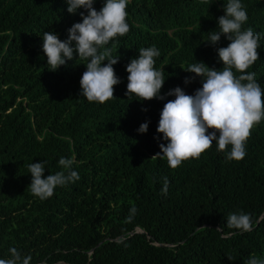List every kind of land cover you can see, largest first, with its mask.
Segmentation results:
<instances>
[{"label":"trees","instance_id":"1","mask_svg":"<svg viewBox=\"0 0 264 264\" xmlns=\"http://www.w3.org/2000/svg\"><path fill=\"white\" fill-rule=\"evenodd\" d=\"M227 2L129 0V32L99 49L118 56L113 68L120 79L114 97L101 104L80 95L87 60L74 51L51 71L42 51L44 32L66 40L86 10L69 13L66 0H0V259L11 258L10 248L31 255L30 264L264 259V119L251 129L239 161L226 160L215 142L175 169L153 157L167 144L156 131L164 104L175 99L166 94L180 87L193 95L202 86L201 77L184 70L196 62L223 67L217 49L230 41L221 35L212 45L209 32L219 30ZM240 2L248 16L242 30L260 35L259 59L246 72H254L264 90V0ZM103 3L94 0L93 7L99 11ZM167 20L172 39L161 29ZM152 46L160 53L154 68L164 71V99L126 96L127 64ZM145 122L147 131L138 132ZM61 157L73 160L80 179L57 186L47 199L34 196L28 165L46 162L45 178L63 171ZM164 177L167 195L161 193ZM240 211L251 215V231L227 227V216Z\"/></svg>","mask_w":264,"mask_h":264},{"label":"clouds","instance_id":"2","mask_svg":"<svg viewBox=\"0 0 264 264\" xmlns=\"http://www.w3.org/2000/svg\"><path fill=\"white\" fill-rule=\"evenodd\" d=\"M69 13L80 12L81 22L74 23L68 29V37L61 41L53 32L43 33L42 51L47 57L51 71H55L67 60L73 59V52L87 60L86 71L83 72L79 84L80 95L88 102L104 103L114 97V86L120 83L113 65L118 56L112 57L111 49L100 48L107 45L117 36L126 35L130 28L126 22L129 0H104L103 6L97 11L94 0H66ZM224 15L217 19L218 31L209 32L210 44L215 45L223 35L230 43L217 49L222 69L209 68L203 62L190 64L186 72L201 77L202 86L193 95L185 94L180 88L171 89L166 95L175 99L166 102L160 112L157 133L167 144L159 145L160 152L153 157L166 159L168 166L177 168L182 161L199 158L200 154L209 149L213 142L217 151L226 152V160H241L246 155L245 144L251 135V129L264 119V90L256 79L254 72L246 70L259 59L260 35L251 27L242 30L248 16L240 0H228L223 6ZM161 29L172 39L173 28ZM160 55L155 46L141 48L138 56L132 58L126 66V96L134 94L140 100L164 99L160 90L165 81L163 69L154 68L155 57ZM107 61L102 65V62ZM236 72L241 73L235 75ZM189 78L185 79V83ZM148 123H142L138 132L145 133ZM212 131L209 132L208 130ZM218 133V135H217ZM228 146L230 150H228ZM46 162L30 163V190L41 200L54 194L57 186L78 181L79 174L72 170L73 160L61 157L58 161L63 171L43 177ZM168 179L163 178L161 193L167 195ZM131 219L136 208H130ZM227 227L248 232L252 230L251 215L243 211L230 213L227 216ZM9 259H0V264H30L31 255L23 256L16 248L9 249ZM229 260L231 257L228 258ZM245 264H264V259L251 254Z\"/></svg>","mask_w":264,"mask_h":264},{"label":"water","instance_id":"3","mask_svg":"<svg viewBox=\"0 0 264 264\" xmlns=\"http://www.w3.org/2000/svg\"><path fill=\"white\" fill-rule=\"evenodd\" d=\"M137 232H141V231H137Z\"/></svg>","mask_w":264,"mask_h":264}]
</instances>
